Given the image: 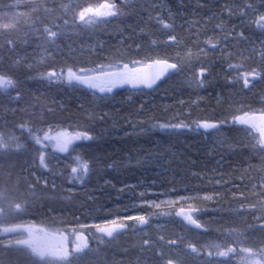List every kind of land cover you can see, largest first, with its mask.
Masks as SVG:
<instances>
[{
    "label": "trees",
    "instance_id": "trees-1",
    "mask_svg": "<svg viewBox=\"0 0 264 264\" xmlns=\"http://www.w3.org/2000/svg\"><path fill=\"white\" fill-rule=\"evenodd\" d=\"M14 2L15 0H0V7ZM102 2L104 0H22L15 11L26 13L31 17L29 23H24L27 17H21L16 25L20 29L19 33L16 30L0 28V34L7 33L12 39H18L17 50L12 52L9 51V46L4 39L0 38V73L11 66L13 77H19L24 82L22 86L29 90L33 100L36 97L43 99L44 96H47L46 103L55 100L52 113H48L47 109L43 111L36 109L33 113L26 104L17 105L15 102L8 104L0 99V133H13L19 143L24 146L18 152L14 147H0V169L5 172L10 184L15 186L21 184L16 179L17 173L20 178H28V181L22 180L26 183L27 194H29L24 207L23 220L37 225L41 223L44 227L42 229L49 232L54 230L61 233L68 228L79 229L84 236H93V247L90 249L96 250V254L97 248L94 246L105 243L99 242L101 235L95 234L94 226L103 225L105 219L115 218L117 213L125 214L127 206L131 209L127 214L145 215L150 218L149 226L137 232L136 238L141 242L146 235L156 243H159L160 236H163L165 241L187 237L185 243L181 244V248L188 242H198L202 246L209 242L224 243L226 240L239 248L245 244H235L236 236L229 235L228 228L243 230L248 225L242 224L241 218L229 212L231 205L239 209L243 213L242 218L253 226L252 231L245 234V239L249 243L257 241L258 234L260 236L257 228L260 227L259 224H264V220L259 219L258 211L253 214L252 211H245V209L253 208L259 200L264 199L260 196V193L264 192V186L255 189L251 187L252 184L259 185L260 181L257 177L264 175V172L260 171L262 161L249 145V141L251 143L256 141L251 140L250 136L245 138L242 131H236L246 126L234 125L232 114L242 115L244 112L264 114V83L255 84L251 92H240L237 95L241 85L238 84L235 88L230 87L227 85V80L237 76L238 73L237 71L229 73L227 64L221 60L219 50L214 54L216 67L213 70L211 85L201 89L190 88L183 77L171 76L155 91L145 89L144 92H137L130 90L129 87L123 88L119 90L120 94L116 97L114 106L105 109L109 113V118L103 122L99 120V110H97L96 120H90V114L80 110V105H86L91 99V93L86 88L73 89L67 85L56 88L49 86L46 82H36L41 72L54 70L60 73L62 69L66 72L67 66H72L74 69L93 67L96 63H106L103 57L110 50L124 51L122 45L134 46L140 40L149 41V37L139 35L140 28H136V32L133 33V28L138 24V18L133 15L100 25L91 38H83V44H80L78 40L63 38L59 43L64 55L57 53L53 56L50 53H44L43 49L37 47L40 44L37 39L38 33H29L26 36L23 34L33 22H36L40 28L52 27L54 31L58 30V27L63 24V19H57L63 12L62 4L81 3L87 7ZM115 2L123 4L124 0H115ZM130 2L136 4L143 3L144 0H130ZM167 2L171 4L172 0ZM211 2L215 3V0ZM219 2L221 4L251 3L260 9L262 0H219ZM29 4H39L40 7L33 11ZM45 8L51 11L45 12ZM200 15L207 20L206 10H203ZM190 18L199 19V15ZM245 19L250 25L246 34L252 35L255 41V52L249 45L229 46L227 51L233 53L234 58L231 63L243 65L240 72L251 71L252 68L259 72L261 30L252 22L255 18L251 17V14ZM6 22L8 21L0 19V24ZM219 22L217 20L207 25L209 36L223 35L219 29H216L215 33L212 32L214 24ZM239 22L237 13L227 26L231 28ZM143 27L145 31L148 30L147 25ZM68 31L72 33L71 29ZM153 38L159 39V33ZM205 38L204 35L200 36L201 41ZM67 45H71L72 51H69ZM100 45L104 46L103 51L99 50ZM189 47L192 45L189 44ZM193 51L196 49L194 48ZM168 54L175 56V51L169 49ZM170 85L174 88L167 90ZM12 95H16L15 91ZM129 96H131L130 101ZM181 100L184 101L183 104L180 103ZM142 103L145 104V108L140 111L139 105ZM25 108L28 110L24 111ZM180 120L186 123L200 120H226L227 122L221 132L213 133L207 139L196 132L175 135L162 132L159 128H152L153 124ZM21 122L25 123L26 128L43 130L48 127H56L58 131L65 130L72 133L90 130L96 140L91 143L77 141V144L73 146L75 151L71 148L68 155L47 151L51 171L49 172L48 169L33 171V179L37 176L42 177L39 184L33 185L36 188L34 191L29 183L30 169L34 170V167L29 165L32 163L29 161V153L36 145L29 139L27 130H20ZM253 134L258 139L254 130ZM158 148L175 153L170 168L163 170L147 165L142 167L136 163V158L143 159L148 152L156 151ZM85 153H87L86 156ZM77 155L85 156L86 159L91 158L90 164L92 160L96 161L97 171L90 176L85 187H81L78 183L75 186L69 183L70 157ZM20 160H23L21 166H19ZM107 164L116 166L107 168ZM221 177H223L221 183L216 184V180ZM45 179L49 181L47 188L44 185ZM52 181L55 182V187L52 186ZM121 189L123 191H120ZM241 192L244 193L243 197L240 195ZM141 193L145 194L144 199L154 200L158 204L161 201L165 203L161 204L160 208L150 207L143 203ZM89 194L95 199H89ZM205 195H212L213 199L204 200ZM42 196L46 198L41 199ZM221 196L227 198L220 200ZM180 197H184L185 200L180 201ZM167 201L176 203L169 207ZM239 201L243 202V208ZM188 205L200 208L197 218L202 224L210 226V231L201 234L202 230L189 229L192 225L185 226L183 218L177 216L176 212L180 207L187 208ZM0 207L3 210L2 214L7 211V205L0 204ZM7 223L12 224L10 220ZM81 225L85 227L82 228ZM134 231L137 230L129 229L112 241L113 244H105L104 247L98 248V251L103 250L101 258L104 261L101 264L112 262V264L118 262L124 264L128 258L133 260L132 250L130 256L126 255L122 246L125 242H131ZM105 240L108 239L105 238ZM108 245L115 248L112 256H109ZM69 248L71 251L74 246L69 244ZM14 251L19 252L16 249L7 251L1 248L0 260H3L4 264H38L37 259L35 260L28 252L24 251L16 257L13 255ZM144 252L146 254L144 257L147 258L146 263L149 264L150 253ZM140 258L144 260L143 257ZM84 262L79 264H85Z\"/></svg>",
    "mask_w": 264,
    "mask_h": 264
},
{
    "label": "snow or ice",
    "instance_id": "snow-or-ice-1",
    "mask_svg": "<svg viewBox=\"0 0 264 264\" xmlns=\"http://www.w3.org/2000/svg\"><path fill=\"white\" fill-rule=\"evenodd\" d=\"M22 0H15L14 3H6L0 7V19L8 21L0 24V28L7 30H16L18 33L20 29L16 27L21 17L24 23L28 24L29 17L26 13H18L15 11L21 4ZM33 11L37 10L39 4H29ZM63 12L57 19H63V24L58 27V30H53L52 27L40 28L33 22L29 28L25 29L23 34L26 36L29 33H38L37 39L40 44L37 47L43 49L44 53H50L53 56L57 53L64 55L60 48V41L68 37L70 39L78 40L80 44L84 43V37L91 38L95 30L103 24H109L112 20H117L127 15H133L138 18V24L133 28V33L136 28H140L139 35L149 37V41L140 40L134 44L122 45L124 51L115 50L108 51L107 55L103 57L106 63H96L93 67H79L73 68L67 66L66 72L62 69L60 73L56 71H47L39 73L37 83H47L51 87L62 88L65 85L76 89L86 88L91 93V99L88 103L81 104L80 110L89 113L90 120H96L99 110V120L103 122L109 118V113L105 109L114 106L116 97L120 94L118 89L128 86L130 90L137 92H144L145 89L155 91L161 81L162 77L167 79L171 76H179L184 78V82L190 88L201 89L207 85H211L214 75V68L216 67L214 61V54L219 50L221 60L227 64L229 73L237 71V76L227 80V85L235 88L240 84V92H251L255 84L264 83V0H262L261 8H256L251 3H223L215 0H172L169 4L167 0H144L143 3L133 4L130 0H124L123 4H117L115 0H104L102 3L93 4L85 7L81 3L77 4H62ZM206 10L208 14L207 20L200 13ZM45 12H50V9L45 8ZM238 13L239 24H234L231 28L227 25L231 22V18ZM254 17L252 20L257 28L261 30V56H260V71L257 72L255 68L251 71L240 72L243 67L241 64H233L231 60L234 58L232 52H228L229 46L238 47L240 45H249L252 51L255 52V41L252 35L246 34L250 25L246 21V17ZM199 19H191L196 17ZM226 16V19H225ZM64 17H68L65 19ZM215 23L212 32L215 33L219 29L221 36L215 34L209 36L207 25ZM147 25L148 30L144 27ZM56 27V25H53ZM203 28V31L201 29ZM72 30V33L68 31ZM186 30V31H185ZM159 33L160 38L153 37ZM204 35L206 38L201 41L200 36ZM5 43L9 46V51L15 52L18 47V39H12L7 33L0 34ZM19 38V37H18ZM131 38V37H129ZM189 44L192 47H189ZM203 45V46H201ZM69 51H72L71 45H67ZM196 51H193V49ZM175 51V56H170L168 50ZM99 50L103 51L104 46L100 45ZM242 54V53H241ZM19 63V61H17ZM197 66L198 72H197ZM145 68H156L158 71H145ZM251 77V78H250ZM242 80V84H241ZM23 81L19 77H13L11 66L0 73V99L6 101L8 104L15 102L17 105L26 104L33 113L36 109L43 111L47 109L48 113L53 112V105L55 100L51 103H46L47 96L43 99L36 97L32 99L28 89L23 87ZM15 91L16 95L12 93ZM131 100V96L128 97ZM184 103L183 100L180 101ZM145 104L139 105V110L143 111ZM27 111L28 109H23ZM226 120H200L186 123L183 120L178 122L165 121L153 124L152 128H159L160 131L179 135L184 132H196L200 136L207 139L213 133H219L224 128ZM232 123L247 126L243 129H236L237 132H243L245 138L251 137L255 143L249 141L251 149L260 156L262 165L261 172H264V114L255 116L250 112H244L242 115L232 114ZM20 130H27L31 137L32 143L38 147L34 149L37 155L32 157V165L35 170L48 169L50 160H48L45 150L51 144L60 153H68L70 147L76 141L93 142L96 137L89 131L68 132L65 130L53 131L51 127L47 131L37 128H26L24 122L20 123ZM258 133L259 139L256 135ZM42 133V135H41ZM243 142V141H241ZM9 146L14 147L18 152L24 146L19 143L18 138L11 132L0 133V147ZM75 151V148H72ZM87 153H85V156ZM38 156V164L36 163ZM85 156L77 155L69 172V183L75 186L77 183L81 187H85L90 176L97 171L96 161L86 159ZM175 153L165 151L163 148H158L156 151L148 152L143 159L136 158V163L140 166L159 167L167 170L171 167ZM99 159V158H97ZM219 165L220 162L218 161ZM116 165L107 164V168H114ZM32 172H29L30 185L39 184L42 177L37 176L32 178ZM196 175V173H193ZM258 180L260 184H252L251 187L264 186V175H259ZM223 177L216 180V184H220ZM107 183V182H106ZM49 181L44 180V185L47 188ZM52 186L55 187V182L52 181ZM127 187V185L125 186ZM35 191L36 188L33 187ZM71 191V190H70ZM120 191H123L121 189ZM235 196V193L233 194ZM240 195L243 197L244 193ZM145 194L141 193L140 197L143 203L150 207L160 208V204L154 200L144 199ZM264 197V192L260 193ZM46 197L42 196L41 199ZM226 196H221L220 200L226 199ZM245 199L247 197H244ZM89 199H95L89 194ZM204 200H212V195H205ZM184 197H180V201H184ZM169 207H172L176 202L167 201ZM241 207L243 208V202ZM131 211L127 206L125 207V214L117 213L115 218L105 219L103 225H95L96 231L101 234L99 242L111 243L116 238L122 235L129 229L141 230L150 224V218L145 215L127 214ZM245 211H252L260 213V220H264V199L250 209ZM200 208L194 205H188L187 208L180 207L176 215L182 217L188 224L194 226L197 230H202L201 234L210 231V226L202 224L197 218ZM229 212L241 218V223L248 225L243 230L239 228H228V234H235V244H247L249 241L245 239V234L252 231L253 226L244 220L243 213L236 208L229 206ZM171 215V213H166ZM81 227H85L81 225ZM260 239L253 242L251 246L239 247L233 246V243L227 240L224 243L209 242L202 246L198 242H188L183 248L181 244L185 243L187 237H178L177 239H168L165 241L163 236L159 237V243L152 240L150 236L142 238L141 247L144 251L150 253L149 264H232L234 256L241 257V264H264V224L259 227ZM29 238L22 247L34 258L40 261H46L47 264H72L73 260L69 259L72 256L76 264H79L81 253L87 255L88 252L94 250L88 248L86 238L82 233H73L75 241L66 234L54 236L51 232L44 229L34 230L30 228ZM254 234V232H253ZM105 237L109 238L107 241ZM69 244H74V249L70 251ZM164 245V247H161ZM8 247H12L11 244ZM87 249V252L84 251ZM159 249V250H157ZM0 264H4L0 260Z\"/></svg>",
    "mask_w": 264,
    "mask_h": 264
},
{
    "label": "rangeland",
    "instance_id": "rangeland-1",
    "mask_svg": "<svg viewBox=\"0 0 264 264\" xmlns=\"http://www.w3.org/2000/svg\"><path fill=\"white\" fill-rule=\"evenodd\" d=\"M153 70H154V68H152V69L145 68V71H153ZM126 87H128V86H124L121 89L126 88ZM172 87L173 86L170 85L167 90H170ZM121 89H118V90H121ZM179 91H181V89ZM251 114H253L255 116L262 115V114H258V113H251ZM48 128L45 131H47ZM52 129H53L54 132L55 131H58L56 127L55 128H52ZM257 135H258V133H257ZM29 139L31 140V137H29ZM258 139H259V135H258ZM31 142H32V140H31ZM76 142H74V144L72 145V147H70L68 153H63V154L64 155H68L71 152V148H73V146H75L77 144ZM37 147L38 146L36 145L35 148H37ZM33 148H32V150L29 153V161H32V157L34 155H37L35 153V151H34L35 148L34 149ZM47 151L58 152L56 150L55 146L54 145H51V144L45 150L46 156H47V153H46ZM47 158H48V156H47ZM74 158L75 157H73V156L70 157L71 160L70 159L69 160L71 162H70L69 166L72 165V162H73ZM38 162L39 161H38V156H37L36 163L38 164ZM19 163H20L19 166H21V164H23V160H20ZM29 165L30 166H33L32 163H30ZM40 170L44 171L45 169H40ZM40 170H37V171H40ZM33 171H36V170L35 169L34 170L33 169H30V172L33 173ZM23 175L25 177V174H23ZM33 175H34V173H33ZM16 179H17V181L21 182V184H18L16 186L10 184L9 178L5 175V172L0 169V183H2L0 185V189L3 192V194H2V192L0 190V204H2L3 206L4 205H7V209H6L7 211L5 213H3V214H2L3 210L0 207V217H1L0 218V249L1 248H5L7 251L8 250H11V249L12 250H15L16 249L19 252L16 253L14 251L15 254H13V255L16 256V257L17 256L19 257L20 254H23V252L26 251V250H24L22 247H17V246L18 245H23L27 241V239L29 238V231L28 230L30 228H33L34 230H39V229H42L44 227L41 226V223L37 225V224H34L33 222H27V221H24L23 220V215L25 213V208L24 207L26 206V203H27V200L26 199L29 196V194H27L26 183L25 182L23 183V181H28L27 180L28 178H23V177L20 178L19 173H17V178ZM32 187H33V185L30 188H32ZM17 217H20L22 219V221H21V219L18 220L19 218H17ZM16 218H17V220H16ZM9 220L12 223L11 225L9 223H7V222H9ZM184 223H185V226L186 227L191 226L186 221H184ZM1 226H4V227H1ZM259 226H260V224H259ZM190 228H192V229L195 230L194 226L189 227V229ZM11 229H18L19 231L13 232ZM258 229H259V227L257 228V231H259ZM134 232H135V234L132 235L133 236V239L131 240V242L130 241L129 242H125V243H123V246H122L123 249H124L123 251H124V253L126 255H129L130 256L131 255V250H132V256H134V259L133 260H131V259L129 260V258H128V260L124 264H147L146 263L147 262L146 261L147 258L144 257V255H146V254H145L144 250L141 247V240L138 239V238H136L138 231H134ZM51 233L54 236H59L60 234H66V235H68L72 239V241H75V235L73 233H82V232L79 229L68 228L67 231L65 230V232H61L60 233L59 231H54L53 230V231H51ZM95 234L101 235L97 231L95 232ZM84 237L87 240L88 248L93 247V245H92V238H93V236H91V235H85ZM105 238H107V237H105ZM257 238H258L257 240L260 239L259 234H258ZM107 239H109V238H107ZM9 244H11L12 247H8ZM105 244H113V243H105ZM105 244H103V245L97 244L98 246L97 245L94 246V248H97V253L96 254H95L96 250L95 251H92V252H88L87 255H83V253H81V259H80L79 263L82 262V261H85L84 262L85 264H101L104 261L101 258L102 257V251L103 250L98 251L99 250L98 248L104 247ZM251 245H252V243H247L243 247H248V246H251ZM72 246H74V244H72ZM110 246H112V245H110ZM110 246L108 247V249L110 248L109 249L110 250L109 251L110 252V255L109 256H112L113 253H115V248H114V246H112V247H110ZM84 251L87 252V249H85ZM26 253H27V251H26ZM139 257H143L144 260H142L141 258L139 259ZM97 258H98L99 261L97 260ZM69 259H72L73 260L72 264H76V261H75V259L73 257H70L69 256ZM110 259H112V258H110ZM35 260L37 261L38 264H44L46 262V261H40L38 258H35ZM232 262H233V264H241V257L234 256L232 258ZM45 264H47V262ZM116 264H121V263L118 262Z\"/></svg>",
    "mask_w": 264,
    "mask_h": 264
},
{
    "label": "water",
    "instance_id": "water-1",
    "mask_svg": "<svg viewBox=\"0 0 264 264\" xmlns=\"http://www.w3.org/2000/svg\"><path fill=\"white\" fill-rule=\"evenodd\" d=\"M154 71H158V69L155 68V69L153 70V72H154ZM167 79H168V78H167ZM167 79H165V78L162 77L161 81H158L157 83L160 85V84H162L163 82H165Z\"/></svg>",
    "mask_w": 264,
    "mask_h": 264
},
{
    "label": "flooded vegetation",
    "instance_id": "flooded-vegetation-1",
    "mask_svg": "<svg viewBox=\"0 0 264 264\" xmlns=\"http://www.w3.org/2000/svg\"><path fill=\"white\" fill-rule=\"evenodd\" d=\"M13 232H17V231H19L18 229H11Z\"/></svg>",
    "mask_w": 264,
    "mask_h": 264
}]
</instances>
